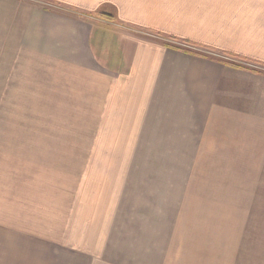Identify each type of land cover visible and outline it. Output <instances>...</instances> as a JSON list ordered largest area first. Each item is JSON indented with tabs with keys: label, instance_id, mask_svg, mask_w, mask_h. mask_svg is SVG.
<instances>
[{
	"label": "crops",
	"instance_id": "1",
	"mask_svg": "<svg viewBox=\"0 0 264 264\" xmlns=\"http://www.w3.org/2000/svg\"><path fill=\"white\" fill-rule=\"evenodd\" d=\"M188 1L197 18L180 14ZM174 3L180 8L172 10ZM205 11L210 20L199 19ZM0 33L8 49L17 42L20 57L56 65L68 80L67 95L75 80L78 95L97 96L98 112L107 113L97 119L114 121L115 133L132 128L137 153L201 152L208 139L219 144V131L233 136L240 150L255 145L264 153V0H0ZM154 34L193 41L236 65L165 46ZM99 45L106 50L98 51ZM20 147L0 151V264H98L102 258L147 264L160 258L162 246L148 231L149 209L138 213L146 219L132 226L134 234L117 235L122 226L100 248L77 253L57 243L43 230V202H30L28 192L42 193L52 213L60 186L42 185L37 175L28 186L20 165L27 160L14 151ZM37 169L43 170L40 164ZM44 174L53 177L51 169ZM120 181L112 183L119 187Z\"/></svg>",
	"mask_w": 264,
	"mask_h": 264
},
{
	"label": "rangeland",
	"instance_id": "2",
	"mask_svg": "<svg viewBox=\"0 0 264 264\" xmlns=\"http://www.w3.org/2000/svg\"><path fill=\"white\" fill-rule=\"evenodd\" d=\"M186 5L171 8L197 18L194 1ZM199 19L210 20L209 12ZM85 22L94 27L92 20ZM154 35L165 46L236 65L193 41L188 45ZM15 43L8 49L0 33V151L21 145L14 151L27 160L20 165L28 186L36 175L42 185L60 186L52 213L42 193L28 192L30 202H43V230L57 243L77 253L100 248L122 226L117 235H128L127 230L134 234L146 219L138 213L149 209L148 231L154 230L162 249L160 258L147 264H264V153H257V146L240 150L238 143L232 144L233 136L219 131V144L208 139L201 152L137 153L132 128L115 133L114 121L97 119L107 114L98 112L97 96L78 95L74 80L75 91L68 98L66 75L54 64L36 63L34 56L20 57ZM101 50L106 46L99 45ZM109 145L119 150L101 151ZM114 161L122 167L113 168ZM148 161L154 167H144ZM134 163L139 167L131 168ZM39 164L44 171L51 169L53 177L37 169ZM119 177L118 187L112 182ZM130 177L139 181L130 184ZM98 264L114 260L102 258Z\"/></svg>",
	"mask_w": 264,
	"mask_h": 264
},
{
	"label": "trees",
	"instance_id": "3",
	"mask_svg": "<svg viewBox=\"0 0 264 264\" xmlns=\"http://www.w3.org/2000/svg\"><path fill=\"white\" fill-rule=\"evenodd\" d=\"M103 17L105 18V19H107V20H112L113 18H111V16H107V15H103ZM184 44H188V45H190L189 44V42H184ZM187 53H190V54H193L192 52H188V51H186Z\"/></svg>",
	"mask_w": 264,
	"mask_h": 264
}]
</instances>
